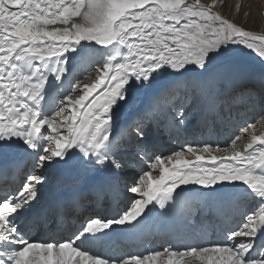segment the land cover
Here are the masks:
<instances>
[{
	"label": "snow or ice",
	"instance_id": "obj_1",
	"mask_svg": "<svg viewBox=\"0 0 264 264\" xmlns=\"http://www.w3.org/2000/svg\"><path fill=\"white\" fill-rule=\"evenodd\" d=\"M215 6L0 0V178L15 185L0 187V264H264V114L260 130L245 120L227 146L185 142L167 155L148 125L121 123L143 92L141 115L178 137L236 79L225 71L233 46L264 65V34ZM255 80L241 95L264 113V70ZM68 208L85 209L70 234L29 236V221H63ZM208 209L239 222L220 240L126 251L154 215L184 232Z\"/></svg>",
	"mask_w": 264,
	"mask_h": 264
},
{
	"label": "bare ground",
	"instance_id": "obj_2",
	"mask_svg": "<svg viewBox=\"0 0 264 264\" xmlns=\"http://www.w3.org/2000/svg\"><path fill=\"white\" fill-rule=\"evenodd\" d=\"M191 3V0H188ZM210 1L209 3H211ZM202 3V2H201ZM216 6L214 11L219 12L225 18L230 19L228 16L224 15L222 11ZM251 11L247 13V10ZM244 10L245 22L250 25L246 26L247 30L256 32L258 34H264V13H260L254 1H250L248 7ZM51 27V26H49ZM229 67L225 71L236 72L238 75L234 81L221 87L216 93V105L214 112H208L204 106L197 108L191 117V122L184 129L180 136H176L174 133L171 134L172 138L169 139L170 133L163 128H157L154 124H148L150 132L156 128L157 138L153 137L154 140L158 142L161 152L164 155L169 154L170 151L180 150L185 142H209L212 144H219L223 147L225 142L227 145L230 144V138L233 136V129L235 128L234 122H240L247 120L251 123V118L257 116L255 122H257V128L260 130L261 125L259 124L260 115V105L258 101H249L246 96H242L241 93L246 92L248 88H254L256 86L255 77L264 70V65H261L258 55L242 46H233L232 52L230 54V59L228 61ZM75 81H73L74 83ZM246 85V86H245ZM245 86V87H244ZM67 87V84H65ZM258 90V89H257ZM149 99V95L143 92L137 93L133 99L130 101L129 105L121 113V123L128 124L127 119L133 115H137L140 121L148 120L146 117L142 116L144 109L146 108V103ZM229 116L231 120L229 121ZM137 121H132L130 123H135ZM242 128V127H239ZM239 129H237V132ZM152 134V133H151ZM160 138V139H159ZM164 138V140L162 139ZM162 140V141H161ZM176 144L179 147L168 150L169 148L164 145ZM246 142V140H245ZM225 145V146H227ZM19 158V157H18ZM23 171H26V161L20 160ZM21 172V176H22ZM18 182V181H17ZM5 184L15 186L12 182V176L9 174L7 181L0 178V187ZM48 191L45 193L46 197ZM85 209L74 211L71 208L65 210L63 221L59 217L49 215L45 221L38 223H33L29 221V236L39 235L40 239H46L50 236H61L70 234V227L68 222L71 220V224L76 222L77 216L80 211ZM199 210L193 213L192 221L190 222V227L188 232L176 236L175 240L173 236L167 235L164 237H159L149 232L150 228L154 223H158L162 220L158 215H154L147 223V226L142 228L141 231L136 233H129L124 240L126 246V251L136 253L144 252L146 250H152L163 246L168 242H171L179 246L178 241H185L190 245H200L207 241H216L223 239L221 236L224 229L227 227H235L239 222L240 217L237 215L234 219L228 217L227 220L218 217L217 215L212 216V209H208L207 213L201 217H197L196 214ZM38 227V232H35V228ZM139 239L138 244L133 245L130 243L131 238ZM181 244V243H180ZM191 264H199L198 261L193 260Z\"/></svg>",
	"mask_w": 264,
	"mask_h": 264
},
{
	"label": "rangeland",
	"instance_id": "obj_3",
	"mask_svg": "<svg viewBox=\"0 0 264 264\" xmlns=\"http://www.w3.org/2000/svg\"><path fill=\"white\" fill-rule=\"evenodd\" d=\"M210 1H212V0H201L202 3H209ZM250 1H252V0H216V2L218 3L217 6L222 11V13L224 15L228 16L230 18V20H232L233 22H235V23H237L239 25H242L244 28H248L246 26L250 27V25L245 22V14L246 13L244 14V10L248 7V5L250 4ZM253 1H254L255 5L257 7V10H259L260 13H264V0H253ZM191 2H192V0H191ZM251 11H249V9H248L247 13H250ZM246 99H248L247 96H246ZM256 119H257V116H255L254 118H251V122H255ZM126 121L129 124L132 121L133 122L134 121L140 122V120H138V116L137 115H133L132 117H130ZM234 123H235L234 124L235 128L233 129V133L234 134H239L237 132V129H239V127H243L244 126L243 125V121H240V122L235 121ZM150 124H152V123L150 122ZM150 124H148V125L150 126ZM231 138L229 140H231ZM165 145H167V147L169 148L168 150H171V149H174L176 147H179V146H177L176 144H173V143L172 144H165ZM225 145H227V142H225V144L223 146H225ZM70 225H71V223H69V226ZM37 229L38 228H35V232L38 231ZM32 238L33 239H38L39 238L38 233H37V236H35V237L32 236ZM179 245H183V243L181 242V244L179 243ZM161 247L162 246H159L158 248H156V250H160Z\"/></svg>",
	"mask_w": 264,
	"mask_h": 264
}]
</instances>
